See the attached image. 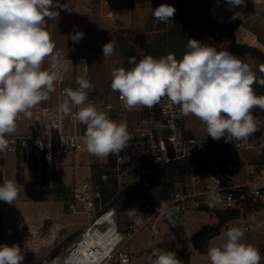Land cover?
Returning <instances> with one entry per match:
<instances>
[{"label": "clouds", "instance_id": "clouds-1", "mask_svg": "<svg viewBox=\"0 0 264 264\" xmlns=\"http://www.w3.org/2000/svg\"><path fill=\"white\" fill-rule=\"evenodd\" d=\"M226 3L229 10H234L244 5L245 0H226ZM55 7L54 0H0V152L8 147L5 137L16 131L19 115L30 117V110L50 99V93L55 90L56 75L43 68L48 58L52 68L62 59L61 53H54L55 45L44 27L46 20L59 15L53 11ZM151 11L159 22L170 23L176 8L161 4ZM83 36L82 31L70 34L73 42L81 41ZM186 49L179 60L174 53L160 58L146 55L138 62L130 57L132 67L113 69L111 89L120 94L130 109L136 106L150 109L167 97L180 107L183 116L200 119L207 136L216 141L224 138L232 143L255 133L259 121L251 113L257 107L264 110V95L258 96L253 85L258 82L264 86V79L258 80L249 64L214 45L188 39ZM102 51L104 58L112 56L115 44L110 40ZM260 71L264 72V66ZM76 85L75 89L64 90L66 98L59 111L86 126L88 153L101 158L119 153L130 138L127 125L110 119L96 105L86 103L93 88L88 79L77 77ZM72 106L78 109L75 113ZM18 195L19 185L15 180L0 184V201L13 205ZM208 203L215 206L219 197L210 194ZM49 231L55 235L53 229ZM224 236L221 243L208 249L211 264H260L261 253L244 240V229L230 227ZM148 244L153 246L152 241ZM23 261L24 254L18 244L0 245V264H23ZM149 261L182 264L175 252L159 248L153 249Z\"/></svg>", "mask_w": 264, "mask_h": 264}, {"label": "built area", "instance_id": "built-area-1", "mask_svg": "<svg viewBox=\"0 0 264 264\" xmlns=\"http://www.w3.org/2000/svg\"><path fill=\"white\" fill-rule=\"evenodd\" d=\"M68 60L62 59L61 63ZM64 70L55 71L56 92L50 101L34 107L29 130L5 137V151L18 155L26 165L50 164L57 159L63 162L67 157L77 166L81 155H92L85 147L86 126L59 111L66 98L64 90L75 89L79 77L76 72L67 79ZM86 103L96 105L110 119L125 123L130 138L119 153L86 158L89 174L74 182L66 201L68 211L84 214L85 219L72 241L50 253L41 264H130L126 245L141 228H149L156 237L171 233L173 227L183 228L185 211L197 209L235 210L246 217L264 198V162H240L238 157L240 150L251 146L249 137L236 141L224 152L222 139L216 141L190 132L180 107L167 97L150 109H130L118 92L91 89ZM77 110L72 106L73 113ZM213 150H221L224 157L216 160L212 156L207 161ZM186 162L197 163L200 168L179 175V166ZM95 171L97 175L93 176ZM166 172H174L177 183L157 199L144 200L126 227L120 229L114 207L118 197L141 181ZM210 194L219 197V203L211 207ZM250 226L251 222L245 220L244 231Z\"/></svg>", "mask_w": 264, "mask_h": 264}, {"label": "rangeland", "instance_id": "rangeland-1", "mask_svg": "<svg viewBox=\"0 0 264 264\" xmlns=\"http://www.w3.org/2000/svg\"><path fill=\"white\" fill-rule=\"evenodd\" d=\"M83 1L75 2L78 9H68L65 7L55 9V11H58L59 15H56L55 18L51 20L50 26L45 28V30L48 31L55 45L54 53L59 52L62 55V59L73 58V61L69 62L68 60L65 62L66 64H62L61 59L56 66L52 68L49 64L50 58H48L43 64L45 70H49L55 74V71H63V69L66 68L64 73L66 71L67 79L76 75L77 72L81 77L88 79L92 83V89L103 92L112 90L111 80L113 69L123 67L120 39H125L130 43L133 53H144L146 55H152L155 58H160L168 53H174L179 60L187 50L186 45L182 48L173 45L170 48H166L164 54H161L162 52L158 50V44L170 25L156 20L151 10L161 4H170L174 7H179L178 0H146V4L139 2L148 7L149 13L145 19H143L142 14H132L130 10L122 15L126 23L134 25V28L131 26H121L117 11H114L115 14L113 18H104L101 16L103 13H91L84 10ZM91 5L93 4L91 3ZM110 5V0H105V5L101 7V10H107V8L111 7ZM111 8L113 10V7ZM241 17L239 22L240 26L238 27L240 31L235 34L237 41L253 45L261 51H264V0H249V4H247L241 13ZM101 19H103L102 22ZM138 30H141V32L139 33ZM76 31H82L84 33L83 39L79 42H73L70 38V34ZM132 38L133 40H131ZM110 40L115 44V51L112 56L104 58L102 47ZM227 41L226 37H219V46L227 44ZM250 42L255 44H250ZM148 49H153L156 52L149 53V51H147ZM232 55L242 62L249 64L252 71L258 76L261 64L257 58L248 53L243 55L232 53ZM80 57L85 58V72L80 69V64L83 65L84 63L83 60H77ZM78 63L79 67L77 66ZM54 88L55 90L50 93V99L39 104H44L53 98L56 92L55 83ZM251 114L254 119L259 121V125L258 130L249 136V143L252 145L259 142L264 143V140L261 141V138L264 137L261 135L262 128H264V110L257 107ZM29 118L30 117H26L24 114H20L16 121V131L13 133L27 130L25 122ZM185 124L190 132L211 138L207 136L206 126L195 116L190 115L185 117ZM221 139L224 144V152L232 148L236 142L233 140L231 143L226 142L224 138ZM262 145L264 144H261V146ZM224 155L225 153L221 154L223 157ZM15 156L17 155L6 152L5 150L0 152V184L8 179L14 180V173L12 175L8 174L5 179H2L1 174L7 171L8 159H13ZM212 156L216 158V160L220 158L218 153H215L213 150L211 154L207 156L209 157L207 161H209L208 159ZM238 157L240 158V162H244V159L250 160V162H264L262 153L259 155L260 159H258L250 155L249 150L245 149L239 151ZM86 158L94 159L96 156L81 155L77 166L74 165V160H70L67 157L63 162L61 159H57L50 164L38 162L27 165L24 164L19 157L20 161L18 160L16 165V182L18 185L22 184L25 186L19 187L18 198L16 199L17 201H14L13 205L0 201V214L3 211V214H6L7 219H9L11 222L10 224H12L16 217L23 219L25 216L49 212L54 218L57 217L56 221L62 223L60 231L53 235L50 242L45 243L39 249L31 247L26 242L21 227H16L17 231L20 233L19 238L15 237V229L10 228L8 230V234L4 239V244L9 246L18 244L20 246L24 254L23 264H41L50 253L65 248L80 230L85 215L68 211L66 209V201L69 198L72 186L77 178H85L84 176L87 174L86 168L84 167ZM71 166L72 170L70 169ZM73 167H75L74 170ZM92 174L96 176L97 172H92ZM176 183L177 179L174 177V172H166L143 180L128 191L122 193L114 203L119 228L124 229L126 227L128 220L132 216L130 212L135 211L144 200L157 199L168 192ZM49 200L52 202L49 203ZM260 207L262 208L258 213L251 214V212ZM257 209L248 212L246 217L239 215L236 218L225 221L222 225L223 229L221 233L214 235V237L212 236L208 240L204 252L198 250L190 252L188 248L189 256L186 264H211L207 257L209 247L221 243L225 239L224 233L228 228L239 227L243 229L245 220L250 219L253 220L255 224L251 231L245 232L244 240L259 249L262 257L260 264H264V232L255 235L256 229L261 228L264 230V198H261L260 206ZM217 211L224 210L212 209L206 211L197 209L185 211L183 214L185 225L182 228L183 230H180V234L183 235L184 231V233L191 236L201 225L213 224V222L216 223L218 221V219L216 220ZM44 233L46 237L52 236V232L49 230ZM44 233L42 232L40 237L41 235L43 236ZM54 239L56 242L53 241ZM149 241L153 242L154 247L149 246ZM172 241H176L173 231L171 233L164 232L161 236L156 237L153 236L149 228H141L126 245V250L130 254V264H146L145 259L150 256L154 248H159L161 250L166 249ZM54 242L55 245L53 246ZM177 245L179 246V243H177ZM202 253H204L205 258H203Z\"/></svg>", "mask_w": 264, "mask_h": 264}, {"label": "trees", "instance_id": "trees-1", "mask_svg": "<svg viewBox=\"0 0 264 264\" xmlns=\"http://www.w3.org/2000/svg\"><path fill=\"white\" fill-rule=\"evenodd\" d=\"M146 0H138V2H144ZM148 1V0H147ZM179 7L176 8L173 22L168 23L170 27L164 33L158 44V50L161 54H164L166 48H170L173 45H177L178 48H182L187 45L188 39H196L202 43L214 45L218 50H227L228 52L235 54H250L258 59L261 67L264 66V51H261L253 45L246 43H240L237 41L234 30L240 22V18H233L227 22H219L213 16L211 11V4L213 0H178ZM153 5V4H152ZM219 37H226L227 44L219 46ZM133 40V38L131 39ZM121 54L123 57L122 66L125 69L132 67L129 64V58L135 57L138 62L146 54L133 53L125 39H120ZM130 47V48H129ZM157 50V49H156ZM149 53L156 52L153 49H148ZM257 79H264V72L258 74ZM255 93L260 96L264 95V86L258 82L253 85ZM256 108L252 109L254 111ZM218 156H221V150H218ZM262 159H264V150H262ZM200 166L194 162H186L179 166V175H183L188 171L198 170ZM257 209L260 204H255ZM218 221L215 224H203L201 225L189 238L180 234V228H172V231L176 237V241L169 243L165 251H173L176 253L177 258L186 264L188 260V248L190 245L200 252H204L208 240L219 234L221 226L225 221L236 218L239 216L238 211L224 210L217 211L216 213ZM179 243V246L177 245ZM151 255V254H150ZM150 257V256H149ZM149 257L145 259L146 264H150Z\"/></svg>", "mask_w": 264, "mask_h": 264}, {"label": "crops", "instance_id": "crops-1", "mask_svg": "<svg viewBox=\"0 0 264 264\" xmlns=\"http://www.w3.org/2000/svg\"><path fill=\"white\" fill-rule=\"evenodd\" d=\"M82 2L83 0H54V3L56 4L55 9L59 8V7H65V8H71V9H78L75 5V2ZM83 7L84 10L89 11L91 13H103V15L101 14V16H103L104 18H113L115 12L117 11L118 13V20L121 23V26L126 27V26H131L134 28V25L131 24H127L126 21L122 18L123 14L130 10L132 12V14L135 13H139L143 15V19H145V17L148 15L149 10L147 6H144L146 4L147 1L144 2H140V3H145V4H140L138 2V0H110V6L113 7L112 8H107V10L102 11L101 7L105 5V0H85L83 1ZM91 3L93 5H91ZM140 4V5H138ZM247 4H249V0H245L244 5L238 6L236 7L234 10H229V7L226 3V0H213L212 4H211V11L213 13V16L215 17V19L219 22H227L233 18H237L239 17L240 19L241 17V13L243 12V10L245 9V7L247 6ZM80 8V7H79ZM55 9H53V11H55ZM111 11L112 14L109 16L107 13ZM116 16V15H115ZM103 19H101L102 22ZM51 23V19L46 20L44 27L47 28L48 26H50ZM240 23L238 24V26L235 28V34H237L240 30L239 27ZM138 32L140 33L141 30H138ZM250 44H255L253 42H250ZM83 58V59H82ZM63 59H70V58H63ZM77 60H85L84 57H80ZM79 62V61H78ZM77 66L79 67V63L77 64ZM80 69L84 70V72L86 71V63H83V65L80 64ZM81 71V70H80ZM78 76L81 77L78 73ZM33 109L32 108L31 111V116L30 118L25 122L26 126H27V130L23 131V132H19V133H24L27 132L30 128V122L32 120V115H33ZM13 134V133H12ZM261 135L264 136V128H262L261 131ZM264 140V137L261 138V141ZM245 150H249L250 155L255 156L256 158L260 159L259 155L262 153V150H264V145H260V142L252 145ZM19 160L18 155L13 157V159H8V167H7V171L3 172L1 174L2 179H5L8 174H13L14 173V180L17 181V169H16V165H17V161ZM20 161V160H19ZM250 162V160H249ZM25 164V163H24ZM85 167V166H84ZM86 168V167H85ZM72 170V166L70 168ZM75 169V167H73V170ZM65 170V169H64ZM73 172V171H72ZM86 172L87 174L84 176L86 177L89 174L88 169L86 168ZM79 178H77L78 180ZM25 185H20L19 187H23ZM17 201V200H16ZM49 203L52 201H48ZM262 207H260L257 210H254L253 212H251V214H256L259 212V210ZM250 214V215H251ZM46 219H49L48 222H46ZM57 217L54 218V216H51V214L49 212H43V213H38L36 215L33 216H25L23 217V219H21L20 217H16L15 221L10 224L11 222L9 221V219H7L6 214H3V211L0 214V245L4 244V239L6 238V235L8 234V230L10 228L15 229V237L19 238L20 237V233L17 231L16 227H21L22 229V234L24 239L26 240V242L33 248L35 249H39L41 248L45 243L50 242L52 240L53 234L52 236H48L46 237V234L44 232H46L47 230H49L50 228L53 229V231L56 233H58L60 231L61 225L62 223L59 221H56ZM216 220H217V216H216ZM251 222V226L249 228V231H251V229L254 227V221L253 220H249ZM213 224H215V222H213ZM59 226L58 228H56L55 226ZM185 225V223H184ZM184 227V226H183ZM223 229V226L220 228L219 233H221V230ZM183 230V229H182ZM44 233V235L40 237V234L42 232ZM249 231H245V232H249ZM256 233L255 235H258L261 232H264V230H262L261 228L256 229L255 230ZM183 236L189 238L190 235L184 233L183 231ZM214 237V236H213ZM55 241V239L53 240ZM56 242V241H55ZM55 242L53 243V246L55 245ZM154 247V245H153ZM194 249L191 246L190 252H192ZM203 254V258H205L204 253ZM41 259V258H40Z\"/></svg>", "mask_w": 264, "mask_h": 264}, {"label": "water", "instance_id": "water-1", "mask_svg": "<svg viewBox=\"0 0 264 264\" xmlns=\"http://www.w3.org/2000/svg\"><path fill=\"white\" fill-rule=\"evenodd\" d=\"M191 249V246H189V250Z\"/></svg>", "mask_w": 264, "mask_h": 264}]
</instances>
